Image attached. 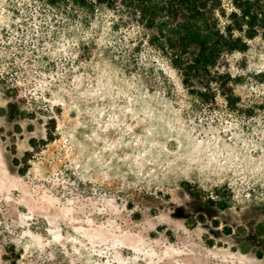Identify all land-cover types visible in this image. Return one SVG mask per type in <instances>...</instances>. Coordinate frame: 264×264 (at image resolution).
<instances>
[{
    "label": "rangeland",
    "instance_id": "1",
    "mask_svg": "<svg viewBox=\"0 0 264 264\" xmlns=\"http://www.w3.org/2000/svg\"><path fill=\"white\" fill-rule=\"evenodd\" d=\"M166 36L0 0V264H264V41L187 85Z\"/></svg>",
    "mask_w": 264,
    "mask_h": 264
},
{
    "label": "trees",
    "instance_id": "2",
    "mask_svg": "<svg viewBox=\"0 0 264 264\" xmlns=\"http://www.w3.org/2000/svg\"><path fill=\"white\" fill-rule=\"evenodd\" d=\"M45 1L73 13L82 10L94 15L104 8L131 14L147 30L159 29L164 38L170 33V38L176 37L169 40L171 55L187 73V85L194 78L202 84L204 73L211 72L219 57L245 51L247 40L264 41V0ZM228 102L233 104L232 96Z\"/></svg>",
    "mask_w": 264,
    "mask_h": 264
}]
</instances>
